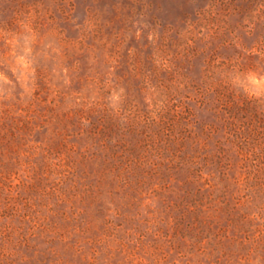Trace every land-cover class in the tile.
I'll return each instance as SVG.
<instances>
[{
    "label": "rangeland",
    "instance_id": "1",
    "mask_svg": "<svg viewBox=\"0 0 264 264\" xmlns=\"http://www.w3.org/2000/svg\"><path fill=\"white\" fill-rule=\"evenodd\" d=\"M0 264H264V0H0Z\"/></svg>",
    "mask_w": 264,
    "mask_h": 264
}]
</instances>
